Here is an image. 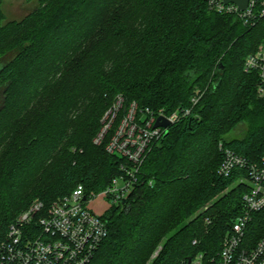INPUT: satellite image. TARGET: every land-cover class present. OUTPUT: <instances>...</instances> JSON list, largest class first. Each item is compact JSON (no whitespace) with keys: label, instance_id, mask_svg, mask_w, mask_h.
<instances>
[{"label":"trees","instance_id":"1","mask_svg":"<svg viewBox=\"0 0 264 264\" xmlns=\"http://www.w3.org/2000/svg\"><path fill=\"white\" fill-rule=\"evenodd\" d=\"M4 1L0 244L34 200L49 207L79 185L100 193L121 174L125 159L94 143L121 96L123 110L190 114L152 146L126 204L103 217L108 236L89 264H147L160 246L150 264H215L248 191L243 172L219 175L224 150L264 158L260 77L245 70L264 18L248 27L208 0H39L5 22ZM242 125V138L227 139ZM250 229L263 237L264 211Z\"/></svg>","mask_w":264,"mask_h":264},{"label":"built area","instance_id":"2","mask_svg":"<svg viewBox=\"0 0 264 264\" xmlns=\"http://www.w3.org/2000/svg\"><path fill=\"white\" fill-rule=\"evenodd\" d=\"M208 5L212 11L235 16L248 27H254L264 18V0H249L245 10L233 3L226 4L224 0H208ZM245 70L259 73L258 94L264 97V44L247 57ZM193 102L196 104L198 99ZM123 107L124 98L120 96L106 113L103 127L94 139L96 145L107 141V152L125 159L121 174L98 194L87 195L84 186L79 185L71 195L49 207L36 200L9 227L6 239L0 244V264H89L92 261L108 236V223L86 210L85 204L100 195H107L115 206H120L138 182L137 175L148 152L168 130L155 128L159 118L174 125L190 114L188 109L171 114L163 110H139L136 103L124 110ZM237 171L243 172L239 182L247 184L248 191L243 197L242 214L225 237L215 264H264V235L254 241L250 234L255 214L264 211V158L255 163L225 149L219 175L227 178ZM202 263L203 255L193 262Z\"/></svg>","mask_w":264,"mask_h":264},{"label":"rangeland","instance_id":"3","mask_svg":"<svg viewBox=\"0 0 264 264\" xmlns=\"http://www.w3.org/2000/svg\"><path fill=\"white\" fill-rule=\"evenodd\" d=\"M39 0H5L2 3V11L5 16V22L9 21H21L28 14L32 13L39 7ZM262 44L259 46V48ZM246 132V126L242 125L233 130L228 136L227 139L231 140L234 138H242ZM94 193V192H91ZM90 193V194H91ZM226 193V192H225ZM89 194V195H90ZM98 194V193H96ZM34 200L32 204L35 202ZM31 204V205H32ZM30 205V206H31ZM29 206V207H30ZM115 207V204L112 203V200L107 195H100L94 199L89 200L85 204V209L92 212L96 216L101 218L105 217L108 212ZM161 246L158 247L149 257L147 264H150L159 254Z\"/></svg>","mask_w":264,"mask_h":264},{"label":"water","instance_id":"4","mask_svg":"<svg viewBox=\"0 0 264 264\" xmlns=\"http://www.w3.org/2000/svg\"><path fill=\"white\" fill-rule=\"evenodd\" d=\"M248 1L249 0H224L226 4H230V3L236 4L240 10H245L247 8ZM171 126H172L171 123L164 118H159V120L155 124V128L163 127L168 129L165 136L169 134V129ZM123 204H126V200L123 202Z\"/></svg>","mask_w":264,"mask_h":264}]
</instances>
